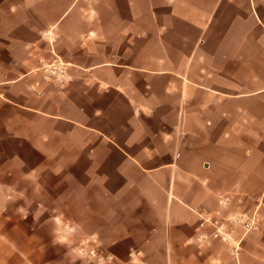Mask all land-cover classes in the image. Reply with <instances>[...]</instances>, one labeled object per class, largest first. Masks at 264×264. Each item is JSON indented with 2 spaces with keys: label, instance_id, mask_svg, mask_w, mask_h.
<instances>
[{
  "label": "crops",
  "instance_id": "0c3cea01",
  "mask_svg": "<svg viewBox=\"0 0 264 264\" xmlns=\"http://www.w3.org/2000/svg\"><path fill=\"white\" fill-rule=\"evenodd\" d=\"M0 82V259L66 209L124 264H264V0H0Z\"/></svg>",
  "mask_w": 264,
  "mask_h": 264
},
{
  "label": "rangeland",
  "instance_id": "374dc122",
  "mask_svg": "<svg viewBox=\"0 0 264 264\" xmlns=\"http://www.w3.org/2000/svg\"><path fill=\"white\" fill-rule=\"evenodd\" d=\"M41 65L38 68L39 71H42ZM51 213L61 215L65 223L59 221L58 224L50 223L43 229L34 228L33 231L39 234L34 242L15 243L17 253L27 250L30 256L15 259L2 258L0 264H124L114 253L89 236L92 226L89 225L87 212H84L86 217L81 218V225L73 222V218L76 217L73 210L62 209L51 211ZM58 234L65 235V239L59 240ZM131 263L138 264V261Z\"/></svg>",
  "mask_w": 264,
  "mask_h": 264
},
{
  "label": "built area",
  "instance_id": "2783aa9c",
  "mask_svg": "<svg viewBox=\"0 0 264 264\" xmlns=\"http://www.w3.org/2000/svg\"><path fill=\"white\" fill-rule=\"evenodd\" d=\"M64 63L57 58L53 61H44L40 69L44 72L45 78L48 80H58L60 82L65 78L63 69ZM201 226L209 225L213 228L211 237L221 239L230 247L231 254L238 258L241 251L243 237L237 235V229L240 228L243 235L253 231L258 227L257 211L252 213L244 211H234L226 217L214 216L209 213H200ZM207 233H202L199 239H205Z\"/></svg>",
  "mask_w": 264,
  "mask_h": 264
}]
</instances>
